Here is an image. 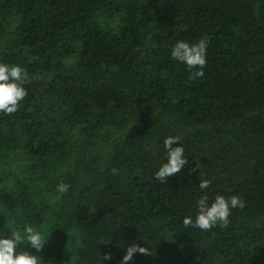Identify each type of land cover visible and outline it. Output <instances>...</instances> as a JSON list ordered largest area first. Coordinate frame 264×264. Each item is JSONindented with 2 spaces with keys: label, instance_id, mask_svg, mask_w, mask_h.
<instances>
[{
  "label": "trees",
  "instance_id": "trees-1",
  "mask_svg": "<svg viewBox=\"0 0 264 264\" xmlns=\"http://www.w3.org/2000/svg\"><path fill=\"white\" fill-rule=\"evenodd\" d=\"M203 37L193 80L171 49ZM0 63L30 81L0 113V237L49 236L17 252L121 264L135 242L153 254L128 264H264V0H0ZM168 136L188 163L160 183ZM205 193L245 206L185 228Z\"/></svg>",
  "mask_w": 264,
  "mask_h": 264
},
{
  "label": "clouds",
  "instance_id": "clouds-1",
  "mask_svg": "<svg viewBox=\"0 0 264 264\" xmlns=\"http://www.w3.org/2000/svg\"><path fill=\"white\" fill-rule=\"evenodd\" d=\"M207 47V37L191 44L183 40L177 41L171 49V57L173 60L184 63L191 71V79L195 80L204 76V68L207 64ZM28 82H30L29 75L24 68L19 65L0 63V113L12 115L17 112L21 102L28 95L24 87ZM163 144L167 152V159L154 173V179L160 183H165L170 176L178 174L188 163L179 136H168L164 139ZM196 169H199L197 165ZM203 175L199 172L198 187L202 191L208 189L211 184L210 180L202 178ZM69 187L70 185L61 182L57 186V191L66 194ZM244 206V200L238 195L226 198L217 194L209 204V197L205 193L197 200L198 211L195 219L186 216L183 218L182 223L185 228H198L202 231H210L217 225L226 228L229 225V216L232 209L243 208ZM48 237L46 238L32 226H25L23 233L21 231H11L7 237H0V264H42L40 256L25 250L17 252V248L21 244H25L30 245L39 252L43 249ZM137 252L143 255L153 254L149 248L134 242L127 247L121 264H128L133 259L134 253ZM103 259L110 260L111 254L104 253Z\"/></svg>",
  "mask_w": 264,
  "mask_h": 264
}]
</instances>
